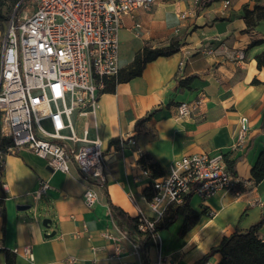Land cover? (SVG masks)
<instances>
[{"label": "crops", "instance_id": "obj_1", "mask_svg": "<svg viewBox=\"0 0 264 264\" xmlns=\"http://www.w3.org/2000/svg\"><path fill=\"white\" fill-rule=\"evenodd\" d=\"M246 4L264 7V0H215L201 8L194 0L168 4L156 0L151 13L150 8L137 9L123 18L127 22L122 20L118 32L119 68L144 46L166 47L175 36L180 37L179 49L146 64L139 77L117 84L112 93H103L94 114L73 113L75 133L81 137L86 131L88 139L102 143L103 183L84 179L74 166L68 173L54 171L26 150L0 157V197H5L0 264H4L3 251L14 249L15 264L138 262L140 254L132 246L135 237L126 229L130 240L118 237L108 205L130 218L136 216L135 206L152 216L144 190L153 179L137 164L142 154L161 167L163 176L185 155L219 151L231 159L240 157L235 177L242 184L241 192L221 191L205 201L190 197L189 206L203 213L194 227L180 238L183 217L178 216L168 229L158 232L165 264H195L223 237L245 232L260 220L264 178L254 184L250 174L264 151V69H257L255 62L264 42L248 45L252 39H264V21L245 33L241 14ZM136 24L139 28H134ZM191 76L195 79L189 89L178 85ZM253 79L259 83L252 84ZM183 102L198 104L190 115L178 118L175 108ZM243 128L244 145L232 150ZM130 137L134 145L120 148L112 143ZM41 183L50 188L36 198ZM86 189L96 194L91 207L83 201ZM19 206L28 208L19 210ZM258 236L264 240V223ZM24 247L30 249L33 260L23 254ZM156 248L153 244L144 249L145 264L156 259ZM219 261L220 255L214 254L205 264Z\"/></svg>", "mask_w": 264, "mask_h": 264}, {"label": "built area", "instance_id": "obj_2", "mask_svg": "<svg viewBox=\"0 0 264 264\" xmlns=\"http://www.w3.org/2000/svg\"><path fill=\"white\" fill-rule=\"evenodd\" d=\"M155 1L30 0L31 11L27 4L21 15L12 14L0 51V138L9 139L11 145L0 149V157L26 150L54 171L68 173L74 166L84 179L105 181L101 141L88 139L86 131L79 137L71 117L73 113L79 117L95 113L107 82L118 76V32L123 18L150 8ZM238 58L242 60L243 54ZM197 104H178L177 117L190 115ZM244 142L243 128L232 150L241 149ZM125 144L134 145L135 140L118 141L120 148ZM238 183L226 170L224 154L219 151L185 155L164 176L153 180L154 195L147 201L152 216L135 206L137 231L142 237L150 236L157 246L156 259L150 264L166 263L154 227L171 205L193 196L205 201L218 192L234 191ZM49 188L41 183L35 197ZM83 201L91 207L96 194L86 189ZM116 231L119 238L130 240L126 231ZM132 246L140 254L138 262L117 264H145L142 245L133 242ZM22 252L33 260L28 247Z\"/></svg>", "mask_w": 264, "mask_h": 264}, {"label": "trees", "instance_id": "obj_3", "mask_svg": "<svg viewBox=\"0 0 264 264\" xmlns=\"http://www.w3.org/2000/svg\"><path fill=\"white\" fill-rule=\"evenodd\" d=\"M215 0H200L197 4L198 8L205 7ZM257 3L259 0H253ZM18 0H14L12 5L15 6ZM25 5L23 0L16 5L13 13L19 15ZM6 8V0H0V23L10 17L9 10ZM12 13V14H13ZM12 16V15H11ZM241 17L245 24V33L250 34L258 25V23L264 21V7L253 5L252 8L248 4L242 8ZM180 37H172L166 47L151 48L144 46L133 57L132 61L123 68H119L118 76L116 79L107 82L104 93H112L115 90L117 84L128 82L142 74L146 64L156 60L160 57H169L176 53L179 49ZM264 39H252L248 48L262 44ZM257 69H264V51L255 57ZM195 79L191 76L178 82L181 88L189 89L190 84ZM252 84H258L255 79L251 81ZM149 117V116H148ZM147 119L144 118L143 120ZM142 120V121H143ZM264 122V112L263 120ZM116 144L118 141H112ZM11 145L9 139L0 138V149H4ZM240 157L231 159L227 154L224 155V162L226 170L232 175L236 176L235 163ZM137 164L140 165L143 171L153 180L163 176V170L155 163L148 155H140L137 160ZM251 181L254 184H258L264 178V151L260 154L255 166L251 170ZM243 190L242 184L238 183L235 186V192H241ZM154 195V190L148 186L144 190V197L147 201H150ZM5 197H0V214L3 213V202ZM190 198L186 197L180 205H171L164 213L163 217L155 224L154 231L160 232L168 229L177 219L178 216L183 217V222L178 231V236L183 237L186 232L194 227L198 219L203 213L197 212L189 206ZM109 206V212L116 222L118 228L124 230L133 237L135 241L142 245V252L144 249L153 245L151 237L142 235L137 231L136 218L128 217L123 211L112 206ZM264 223V212L260 220L250 226L245 232H234L222 240L210 250L195 264H205L214 254L220 255V261L218 264H264V240L259 238L258 231L261 225ZM137 237V238H136ZM5 255L4 264H15V254L11 251H3ZM143 258V257H142ZM144 260V259H143Z\"/></svg>", "mask_w": 264, "mask_h": 264}, {"label": "rangeland", "instance_id": "obj_4", "mask_svg": "<svg viewBox=\"0 0 264 264\" xmlns=\"http://www.w3.org/2000/svg\"><path fill=\"white\" fill-rule=\"evenodd\" d=\"M13 1H14V0H6V8H5V9L9 10L8 8H10V10H9L10 17H9L8 19H6L5 21H3V24L0 23V51H1V45H2V42H3V39H4L5 31H6L7 27H8V24H9L10 19H11V15H12V13H13V11H14L16 5L19 4L20 2H22L23 0H18L17 4H16L15 6L12 5V2H13ZM24 1H25L24 8H25L26 5L28 4V5H29V8H28L27 10H28V11H31V9H30V4H31L30 0H24ZM171 2H173V0H158V3H161V4H168V3H171ZM7 7H8V8H7ZM24 8H23V9H24ZM24 10H25V9H24ZM149 10H150V11H149ZM149 10H148V13H151V12H152V8H150ZM22 11H23V10H22ZM21 14H22V13H20L19 15H21ZM125 21H126V19L123 20V23H125ZM126 22H127V21H126ZM71 118H72L73 123H75L74 116L71 117ZM42 125H43V127H44L45 129H49L48 123L43 122Z\"/></svg>", "mask_w": 264, "mask_h": 264}, {"label": "water", "instance_id": "obj_5", "mask_svg": "<svg viewBox=\"0 0 264 264\" xmlns=\"http://www.w3.org/2000/svg\"><path fill=\"white\" fill-rule=\"evenodd\" d=\"M27 208H28V207H26V206H19V207H18L19 210H25V209H27ZM45 222H48V220H44V221H43V223H45Z\"/></svg>", "mask_w": 264, "mask_h": 264}]
</instances>
